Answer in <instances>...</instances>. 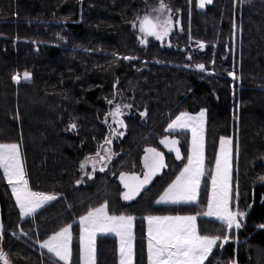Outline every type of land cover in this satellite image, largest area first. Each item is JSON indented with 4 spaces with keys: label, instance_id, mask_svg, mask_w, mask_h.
Wrapping results in <instances>:
<instances>
[{
    "label": "trees",
    "instance_id": "16d2710c",
    "mask_svg": "<svg viewBox=\"0 0 264 264\" xmlns=\"http://www.w3.org/2000/svg\"><path fill=\"white\" fill-rule=\"evenodd\" d=\"M152 1L160 2L0 0V143L18 144L30 188L56 197L22 219L0 170V247L11 264H57L37 241L66 224L74 233L71 264H79L78 218L105 201L110 213L135 217V264H147L144 217L206 210L221 137L235 143V204L247 215L239 241L216 247L205 264H264V0H213L202 11L196 0H163L179 20L164 45L142 42L133 27ZM116 104L131 107L122 108L124 127H116L122 137L107 144L116 123L105 118ZM201 109L206 178L199 203L157 204L187 163L190 145L188 132L167 126L180 112ZM165 136L179 140L181 159L160 145ZM105 146L110 159L81 169ZM149 147L163 153L167 167L136 200L122 203L117 176L140 172ZM216 224L199 218L202 234H216L209 231ZM117 260L115 237L98 236L96 264Z\"/></svg>",
    "mask_w": 264,
    "mask_h": 264
},
{
    "label": "snow or ice",
    "instance_id": "6c2138e0",
    "mask_svg": "<svg viewBox=\"0 0 264 264\" xmlns=\"http://www.w3.org/2000/svg\"><path fill=\"white\" fill-rule=\"evenodd\" d=\"M210 2L211 0H199L198 6L203 8ZM132 23L133 27L138 25L142 34V42L148 36L163 39L173 26L171 8L163 0H160L157 7L146 12L143 17L138 16ZM204 46V43L200 42V47ZM124 59H131V57H124ZM195 67L206 70L204 64H197ZM30 75L25 72L24 79H28ZM228 75L234 76V73L229 72ZM12 78L13 80L20 79L19 75H14ZM111 103L113 101H109V104ZM123 107H131V105L116 104L115 108L106 114L105 122L110 116L116 124L124 127V121L120 118L123 115ZM204 116V109L195 114L182 111L168 124L166 130L180 132L190 130L191 142L187 153V163L184 164L175 179L167 184L155 203H199L201 182L206 178ZM70 127L75 128L76 125L72 124ZM105 142L110 144L111 140L106 138ZM160 143L170 150H174L176 158L181 159L177 139L165 136ZM230 144L231 138H220V152L216 157L215 171L210 174L211 192L207 197L205 211L196 214H149L144 217L147 221V264H205L213 254L214 248L218 246V242L222 247L230 240V233L242 227L241 218L245 217L247 213L240 211L238 206L236 210H233ZM104 151L110 152L109 149H104ZM106 159H110V155L101 156L98 150L95 156L86 157L80 166L81 169H84L86 164L91 163L95 168L97 160ZM143 161V178L135 172L120 174L125 189L122 193L124 200H132L139 195L152 178L161 169L167 167L163 153L156 148H146ZM0 170L3 171V176L12 188V194L15 196L22 217L33 215L46 202L56 198L53 194L33 191L30 188L18 144L0 143ZM259 179L264 182V176ZM200 217L215 218L222 226L217 231H223L224 234H202L197 223ZM134 220L133 215L110 213L107 201L98 207L89 208L85 214L79 216L82 264H96L94 238L98 232L115 233L119 238V264H134ZM3 227V223L0 222V233H2ZM259 227L264 228V225ZM71 228L72 224H66L53 231L43 241H37L42 248L47 249L55 258H58L57 264L59 262L70 264L72 255ZM0 261L3 264H11L2 247H0ZM229 264H237V261L231 260Z\"/></svg>",
    "mask_w": 264,
    "mask_h": 264
},
{
    "label": "rangeland",
    "instance_id": "374dc122",
    "mask_svg": "<svg viewBox=\"0 0 264 264\" xmlns=\"http://www.w3.org/2000/svg\"><path fill=\"white\" fill-rule=\"evenodd\" d=\"M212 1L213 0H211V2L210 3H207V4H205V6L203 7V8H201V7H199L198 5H199V0H196V9H198L199 11H202V10H204L207 6H209L211 3H212ZM160 2L159 1H152L151 3H149L148 5H146L145 6V9L143 10V12L142 13H140V15H138L139 17H143V15L146 13V12H149V11H151V9H153V8H155V7H157L158 6V4H159ZM171 15H172V17H173V26H172V28H171V30H170V32H169V34L167 35V36H165V37H163V39H157L155 36H148L147 38H146V40L144 41V43H146L147 41H156V42H159L160 44H168V41H169V36H170V34L173 32V31H175V30H177V29H179V20H178V17H177V15L175 14V13H173V12H171ZM135 30L138 32V38L139 39H141L142 40V34H141V32L139 31V27H138V25L135 27ZM198 113V112H197ZM193 114H195V113H193ZM206 125V111H205V116H204V126ZM119 125L118 124H115V126H113L112 125V123H111V132H110V135H109V138L108 139H110L111 140V142H114L115 140H117V139H119L120 137H122V135H120V132H121V129H123V128H117L116 129V127H118ZM167 131H169V132H180V131H177V130H167ZM183 132H188L189 133V136H190V142H191V132H190V130H184ZM169 138H175V139H177L175 136H168ZM164 138V137H163ZM163 138H161L160 139V141L163 139ZM178 140V139H177ZM179 141V140H178ZM160 145L163 147V149L164 150H166L167 152H169V153H172L175 157H176V153H175V151L174 150H170L168 147H166L164 144H162V143H160ZM178 147H179V143H178V145H177ZM189 147H190V145H189ZM230 164H231V185H232V196H233V210H236V204H235V196H236V191H235V185H236V177H235V173H234V167H233V161H234V157H235V155H236V148H235V143L233 142V139L231 138V144H230ZM104 149H108V147L107 146H105L104 148L102 147V154H101V152H100V155H103V156H105V154L107 153V152H105L104 151ZM146 149V148H145ZM219 152H220V141H219V144H218V152H217V155L219 154ZM144 155H145V151H144V153H143V156H142V165H141V170H140V172H138L137 174H139L140 176H141V178H143V172H144V167H143V164H144V161H143V157H144ZM165 160V159H164ZM99 166H103V165H99ZM102 169V170H101ZM101 169H99V171H103V169H104V166L101 168ZM165 168H163V169H161L157 174H156V176H154L153 178H152V180L150 181V183L148 184V185H146L145 186V189L153 182V180L156 178V177H158L161 173H162V171L164 170ZM215 171V166H214V169H213V172ZM122 173V172H121ZM120 173V174H121ZM120 174L117 176V180H118V182L120 183V185H121V195H120V199H121V202L122 203H130V202H132V201H134V200H136L137 199V197L139 196V195H137L136 197H134L132 200H124L123 199V196H122V193L125 191V189H124V186H123V183H122V181H121V179H120ZM10 186V185H9ZM10 188H11V186H10ZM11 190H12V188H11ZM143 191V190H142ZM210 192H211V183H210V187H209V191H208V195H210ZM54 195V194H53ZM13 197H14V199H15V196L13 195ZM199 198V197H198ZM15 201H16V199H15ZM52 201V200H51ZM50 201H48V202H46V204H48ZM45 204V205H46ZM183 204V203H182ZM189 204H191V203H189ZM45 205H43L42 207H44ZM160 205H178V204H171V203H160ZM18 206V205H17ZM18 208H19V206H18ZM39 210V209H38ZM37 210V211H38ZM20 211V210H19ZM21 216V215H20ZM31 216V215H30ZM27 217H29V216H27ZM27 217H22L21 216V218L22 219H24V218H27ZM203 218H205V217H203ZM206 219H209V220H214L217 224H216V226H213L212 228H211V230H209L210 232L212 231V230H214V233H216V234H214V235H223L224 233H223V231H220V232H218L217 230L218 229H221L222 228V226H221V224L219 223V222H217L216 220H215V218H206ZM241 220H242V218H241ZM197 223H198V227H199V218H198V221H197ZM241 223H243V221H241ZM239 229H235V230H233L232 232L233 233H230V236H231V238H230V240L227 242V243H224L223 244V246L221 247V246H219V244H220V242H218V246H217V248H218V250H222V248L226 245V244H228V243H233V244H236L238 241H239V239H238V236H237V231H238ZM71 232H72V240H71V244H70V246H71V252H72V255H71V259H70V264L72 263V261H73V257H74V255H75V247H74V233H73V229L71 228ZM133 232H134V224H133ZM79 236H80V225H79V234H78V258H79V264H82V261H81V258H80V240H79ZM98 236H113V237H115V239H116V244H117V262H118V264H119V238L115 235V233H112V232H98L97 234H96V236H95V238H94V244H95V253H96V239L98 238ZM38 246H39V248L41 249V250H43V251H45V252H47L48 254H50L51 256H53L54 257V255L53 254H51V253H49L48 251H47V249H44V248H42L41 247V245L40 244H38ZM215 249V248H214ZM219 251V252H220ZM145 253H146V263H147V221L145 220ZM55 258V257H54ZM96 258V257H95ZM56 260H58V258H55ZM60 263H62L63 264V262H60ZM2 264H3V262H2ZM134 264H135V239H134Z\"/></svg>",
    "mask_w": 264,
    "mask_h": 264
},
{
    "label": "water",
    "instance_id": "95a60500",
    "mask_svg": "<svg viewBox=\"0 0 264 264\" xmlns=\"http://www.w3.org/2000/svg\"><path fill=\"white\" fill-rule=\"evenodd\" d=\"M0 222H2V207H1V202H0Z\"/></svg>",
    "mask_w": 264,
    "mask_h": 264
},
{
    "label": "crops",
    "instance_id": "0c3cea01",
    "mask_svg": "<svg viewBox=\"0 0 264 264\" xmlns=\"http://www.w3.org/2000/svg\"><path fill=\"white\" fill-rule=\"evenodd\" d=\"M2 171V170H1ZM2 173H3V171H2ZM6 179V178H5ZM7 181V180H6ZM9 185V184H8ZM10 187V186H9ZM10 190H11V188H10ZM11 192H12V190H11ZM13 195V194H12ZM16 202V201H15ZM17 205V204H16ZM18 207V206H17ZM19 209V208H18Z\"/></svg>",
    "mask_w": 264,
    "mask_h": 264
}]
</instances>
